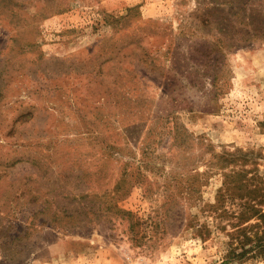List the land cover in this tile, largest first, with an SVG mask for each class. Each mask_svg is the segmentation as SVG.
<instances>
[{"label":"rangeland","instance_id":"1","mask_svg":"<svg viewBox=\"0 0 264 264\" xmlns=\"http://www.w3.org/2000/svg\"><path fill=\"white\" fill-rule=\"evenodd\" d=\"M239 185L264 0H0V264H222Z\"/></svg>","mask_w":264,"mask_h":264},{"label":"trees","instance_id":"2","mask_svg":"<svg viewBox=\"0 0 264 264\" xmlns=\"http://www.w3.org/2000/svg\"><path fill=\"white\" fill-rule=\"evenodd\" d=\"M233 190L235 191L233 196L236 195L242 200L240 211L236 216L239 226H236L237 229L233 233L227 234L228 240L225 242L221 262L222 264H243L250 260L264 259V211L262 209L264 188L252 190L239 185ZM255 218L260 221L259 224L252 227L244 226Z\"/></svg>","mask_w":264,"mask_h":264}]
</instances>
